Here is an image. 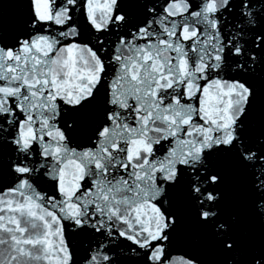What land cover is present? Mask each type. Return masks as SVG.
<instances>
[{
    "label": "snow or ice",
    "instance_id": "1",
    "mask_svg": "<svg viewBox=\"0 0 264 264\" xmlns=\"http://www.w3.org/2000/svg\"><path fill=\"white\" fill-rule=\"evenodd\" d=\"M0 264H264V0H0Z\"/></svg>",
    "mask_w": 264,
    "mask_h": 264
}]
</instances>
